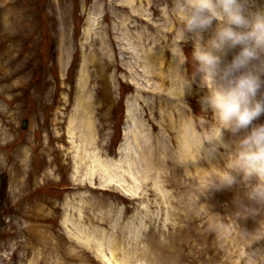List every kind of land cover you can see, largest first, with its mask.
<instances>
[{"label": "rangeland", "instance_id": "374dc122", "mask_svg": "<svg viewBox=\"0 0 264 264\" xmlns=\"http://www.w3.org/2000/svg\"><path fill=\"white\" fill-rule=\"evenodd\" d=\"M175 3L0 0V67L14 59L8 70L20 71L0 99V264H264V199L250 195L264 171L228 168L264 114L219 136L194 57L225 22L214 20L202 39L181 35ZM246 8L264 12V0ZM241 50L220 55L227 63ZM249 69L264 80V50L241 71ZM86 100L96 137L85 154L122 167L105 186L109 175L79 160L78 134L68 133ZM131 109L133 171L118 162ZM224 171L232 184H221ZM127 184L140 190L128 196Z\"/></svg>", "mask_w": 264, "mask_h": 264}, {"label": "clouds", "instance_id": "9594fccd", "mask_svg": "<svg viewBox=\"0 0 264 264\" xmlns=\"http://www.w3.org/2000/svg\"><path fill=\"white\" fill-rule=\"evenodd\" d=\"M174 11L183 23L181 35L186 30L201 36L214 20L225 22L194 57L205 83L211 86L202 104L213 110L219 136L222 129L236 133L248 128L264 114V98H256L258 91L264 87V80L251 69L243 72L241 69L248 68L258 51L264 50V12H250L246 8V0H176ZM237 28L247 30L237 31ZM236 46H242L241 52L225 63L220 53L226 56V50ZM229 164L231 167H228ZM229 164V169H239L245 175L260 177L264 171V124L252 128L240 141ZM234 179L230 172L224 171L219 180L221 184L230 185ZM250 195L264 199V186L255 187Z\"/></svg>", "mask_w": 264, "mask_h": 264}, {"label": "bare ground", "instance_id": "6f19581e", "mask_svg": "<svg viewBox=\"0 0 264 264\" xmlns=\"http://www.w3.org/2000/svg\"><path fill=\"white\" fill-rule=\"evenodd\" d=\"M9 40H12V38H9ZM7 55H10V54H7ZM3 63H4V61H2V64ZM13 64H14V59H9V61H6V63L0 67V73L3 75L2 77H0V85H3V83H6L5 87L3 86L0 89V99H3V100H4L6 93L14 92L16 90L15 87H17L16 86L17 85L16 78L18 76V72L20 73V71L14 70V71L10 72V70H8V68L13 66ZM84 84H85V82L82 80L80 85L83 87ZM83 103H81V101L78 102L79 105L77 104L78 106H76L75 116L70 121L69 128H68V133H70L72 138L75 137L76 132L78 134L77 139L79 140V143H80V150H77L79 152V155H78L79 160L82 161L83 163H86V164L95 165V167L98 168L99 172H102L101 175H103V174L109 175V177L103 178L104 182H101L102 186L108 185L107 183L112 184L113 182H118L119 178L114 177L113 175L116 174V172L122 168V167H119L120 164L115 165V163L112 164L108 160L103 161L100 157H98L99 155L98 156L94 155L95 158L99 159L97 161V163H94V161L92 160L93 157L91 156V154H85L86 152H88L90 150L91 147L94 146L93 139L96 136H94V134H93L94 133V127H93V123L91 122V118H92L90 116V114H91L90 107L91 106L87 102V100H86V103H84V104ZM79 108H81V109H79ZM2 115L3 114L0 111V119H3ZM127 118L129 120L128 123L130 126L127 129H125V131H124L125 146L122 150H120L121 156L118 159V162H121L122 160H129L127 165L131 169V171H133V169L135 167H137L138 165L136 163L135 158H133V157L130 158V147H129V144L131 141L130 137H131V134L133 133V128H134V125L136 123L134 112L132 111V109H131V114L127 115ZM3 121H4V119H3ZM143 133H144V131L142 132V134ZM138 139H139L138 140V146L140 149H143L145 147V142H144V140H141L142 139L141 137ZM17 154L18 153H15L14 155L11 156L12 158H10V161L15 166H18V163L23 162V158L18 157ZM22 154H26V153L22 152ZM87 170H90V171H88L86 173V176H89L92 178V176H93V172H91L92 170L91 169H87ZM131 175H134V174L131 173ZM119 181L122 184H126V181H124V180L120 179ZM138 190H140V189H138ZM138 190H136V191H138ZM136 191L134 190V188L130 187L128 184H127V190H124V192L127 193L128 196L133 195L134 192H136ZM129 225H131V223H129ZM133 228L134 229L136 228L135 223L133 224ZM132 234H133V232H132ZM73 236L78 238L74 234H73ZM78 239H80V241L82 240L81 238H78ZM113 239H114L113 245H115L116 239H115V237H113ZM85 241L86 240L83 239V242H85ZM116 251L117 250H112L113 258L115 257ZM100 254L104 255L103 251H101ZM114 259L117 260L116 261L117 264H124V261L118 260V258L117 259L114 258ZM109 261H111V260H109Z\"/></svg>", "mask_w": 264, "mask_h": 264}, {"label": "water", "instance_id": "95a60500", "mask_svg": "<svg viewBox=\"0 0 264 264\" xmlns=\"http://www.w3.org/2000/svg\"><path fill=\"white\" fill-rule=\"evenodd\" d=\"M27 128V122H25L24 126H23V129H26Z\"/></svg>", "mask_w": 264, "mask_h": 264}]
</instances>
